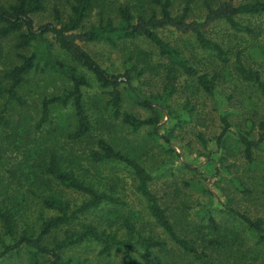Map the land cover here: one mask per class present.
I'll use <instances>...</instances> for the list:
<instances>
[{
  "label": "rangeland",
  "instance_id": "1",
  "mask_svg": "<svg viewBox=\"0 0 264 264\" xmlns=\"http://www.w3.org/2000/svg\"><path fill=\"white\" fill-rule=\"evenodd\" d=\"M8 1L0 0L2 3ZM249 1L253 0H234V3ZM125 2L126 0H94V7L89 12L84 26L87 28L90 25H97L101 18L110 17L116 20V8ZM133 2L147 6L148 0ZM71 3L72 0H45L44 9L32 15L34 25L55 22V6L61 13V19L65 21L70 14ZM184 5L185 0H174L172 14H181ZM190 7L188 21L204 19L206 13L204 0H193ZM239 20L255 27L259 35L256 38L246 34L237 37L223 22L214 23L206 29L207 36L222 43L229 51L230 61L227 65L220 64L211 53L202 51L191 35H184L173 28H165L159 33L200 72L217 71L220 74L216 91L223 101L228 121L234 131L240 130L245 133L251 131L247 125L250 121L254 124L250 137L256 139L257 124L264 121V101L251 83L241 79L234 66L235 56L239 54L241 62L257 71L264 81L262 52L264 15L243 17ZM14 42L15 39L11 37L3 41L1 69H9L14 65L18 52L29 54L32 50H16ZM81 45L103 68L113 74L123 73V62L129 51L137 48L145 52H154L151 44L143 38L126 44L119 43L115 47L104 42ZM52 54L64 63L73 64L56 45ZM152 60L156 61L158 58L154 56ZM78 70L89 81L90 86L84 88V98L90 107L89 114L95 118L91 135L87 139L78 143H71L68 140L67 131L72 130L74 125L70 106L53 105L50 110L51 121L41 128L36 127L41 115L42 100L63 93L70 86L65 76L49 68H43L42 62L26 75L24 83L18 90L24 104L20 106L12 101L7 112L0 113L6 120L0 125V203L3 201L16 210L18 222L16 235L27 227L36 231L42 217L55 214L43 206L44 196L54 194L68 200L73 206L80 205L86 199L81 193L64 189L55 182L45 181L46 177L41 175L40 166L46 162L49 148H54L60 154L64 159V166L85 171L84 177L95 187L104 189L109 184L116 186L123 200L128 201L130 206H135L134 209L137 211L121 212L112 205L104 204L81 214L75 222L61 229L58 234L62 235L65 230H78L81 224L90 223L99 229L116 230L121 235L123 230L119 229L118 223L120 216L133 213H136L139 222H152L144 211L142 198L133 189L134 182L128 169L113 162L93 164L86 159L85 153L88 149L96 148V138L104 137L114 140L118 148L135 156L153 177L150 189L161 199L164 207L168 206L167 212L170 216L177 214L181 217L182 222H176L175 228L182 235L193 237V232L198 231V227L205 226L208 217L212 216L220 225L231 228L243 237L241 242L234 244V247L227 251L223 250L222 257L226 258L229 264H264V250H259L260 245L257 244L256 238L248 234L243 224L225 213L223 209L217 208L213 202L214 197L228 200L232 207L252 218L264 217V169L257 168L255 172L246 170L242 146L236 136L229 134L224 145H217L216 137L222 129L219 109L196 82L182 76L177 83L176 92L169 99L172 110L182 116L175 122L170 137L171 145H166L162 139L151 134L153 130L151 126L132 131L120 120L110 119L102 107L106 95L97 86L93 75L84 68L78 67ZM134 84L146 95L155 96L161 93L163 81L159 74L147 72ZM124 86V84L120 86L122 109L139 118H147L149 111L137 105ZM0 102L4 103V99L2 98ZM186 106L187 109L191 108V111H187ZM102 116L107 117L106 121H102ZM68 157L74 159L70 160ZM255 158L264 164V148L255 151ZM235 180L241 181L242 185L252 192L245 194L239 191L234 184ZM156 231L157 236L168 241L160 231ZM3 238L8 240L6 236ZM169 247H173L172 244ZM99 248L97 243L86 241L66 250L64 255L80 260L87 259L88 264H125L122 252L117 251L111 257H101L98 255ZM135 254L137 257L140 256L138 252ZM184 259L189 260V257L184 256ZM173 260L178 261V258L175 257ZM0 264H28L26 252L19 255L10 254L0 260Z\"/></svg>",
  "mask_w": 264,
  "mask_h": 264
},
{
  "label": "trees",
  "instance_id": "2",
  "mask_svg": "<svg viewBox=\"0 0 264 264\" xmlns=\"http://www.w3.org/2000/svg\"><path fill=\"white\" fill-rule=\"evenodd\" d=\"M173 1L148 0L146 6L133 0H126L123 5L117 6L116 20L110 17L101 18L97 25H90L87 28L84 22L94 7V0H72L70 14L65 21L61 19V13L55 6V22L39 26L34 25L32 15L44 9L45 0L0 2V57L4 50L3 41L10 37L15 39L16 50L32 49L29 54L18 52L17 62L9 69L0 68V100L4 99V103L0 102V113L7 112L12 101L20 106L24 104L18 90L24 83L26 75L42 62L43 68H49L65 76L70 86L63 93L42 100L41 115L36 127L41 128L51 121L50 110L53 105L70 106L74 125L72 130L67 131L68 140L71 143H78L87 139L91 135L95 118L89 114L90 107L84 98V88H88L90 84L86 76L78 70V67H81L93 75L97 86L106 95L102 107L110 119L120 120L132 131L151 126L153 127L151 134L154 137L162 139L166 145H171L170 137L175 122L180 120L182 114L180 116L172 110L169 99L176 92L180 78L185 76L193 79L219 109L222 129L216 137L217 145H224L229 134L236 136L242 146L246 170L255 172L257 168L264 169V164L255 158V151L264 148V121L257 124L256 139L250 137L254 128L250 121L247 122L250 132L234 131L228 121L223 101L216 91L220 74L217 71L200 72L159 33L165 28H173L184 35H191L202 51L211 53L220 64L227 65L230 61L229 51L222 43L207 36L206 29L214 23L223 22L237 37L246 34L256 38L259 35L258 30L249 24L241 23L239 18L264 15V0L241 4H235L234 0H204L206 8L204 19L190 21L188 17L193 0H185L181 14L178 15L172 14ZM139 38L151 44L154 52H145L137 48L129 51L123 62L121 74H113L103 68L81 45L104 42L115 47L119 43L126 44ZM55 45L73 64L64 63L52 54ZM262 52L264 54V48ZM154 56L158 60L153 61ZM234 70L242 80L251 83L259 91L264 101V81L257 71L241 62L239 54L235 56ZM147 72L159 74L163 81L161 93L155 96L146 95L134 84ZM122 84L134 102L149 111L147 118H139L122 109L123 98L120 89ZM186 110L191 111V108L187 109L186 106ZM106 119L107 117L102 116V121ZM5 121V117L0 116V125ZM166 129L168 130L165 131ZM95 144V149H88L85 153L86 159L93 164L113 162L128 169L134 182L133 189L142 198L144 211L152 222H139L136 213H133L135 217L120 216L121 222L119 219L118 223L119 229L123 230L121 235L116 230L99 229L90 223L81 224L78 230H65L62 235L58 234L61 229L75 222L81 214L104 204L112 205L121 212L137 211L134 209L135 206L132 207L128 201L123 200L116 186L109 184L104 189L95 187L84 177L85 171L64 166V159L60 154L54 148H49L46 162L40 166L41 175L46 177L45 181L55 182L64 189L81 193L86 199L80 205L73 206L68 200L54 194L44 196L43 206L55 214L42 217L36 231L27 227L18 235L16 210L2 201L0 260L13 253L19 255L26 252L28 264H88L87 259L80 260L65 256L64 253L86 241H93L100 247L99 256L111 257L120 251L123 253L125 264H229L227 259L222 257L223 250L227 251L238 241L241 242L243 238L241 234L220 225L210 216L205 226H200L197 228L198 231L193 232V237L182 235L175 228V223L180 222L181 217L177 214L170 216L167 212L168 206L164 207L161 199L151 191L150 182L153 177L140 161L118 148L114 140L100 137L96 138ZM68 159L72 160L74 157ZM234 184L245 194L252 192L243 186L241 181L235 180ZM213 202L217 208L223 209L225 213L243 224L248 234L256 238L257 244L260 245L259 250H264V217L252 218L232 207L228 200L214 197ZM156 230L168 241L157 236ZM170 244L174 248L169 247ZM136 252L139 257L136 256ZM184 256H188L189 260H185ZM175 257L178 261L173 260Z\"/></svg>",
  "mask_w": 264,
  "mask_h": 264
}]
</instances>
